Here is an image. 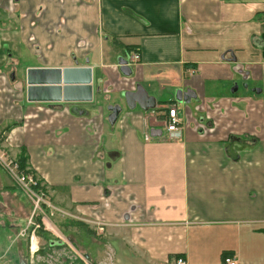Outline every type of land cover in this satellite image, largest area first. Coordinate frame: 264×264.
I'll return each mask as SVG.
<instances>
[{
	"label": "crops",
	"instance_id": "0c3cea01",
	"mask_svg": "<svg viewBox=\"0 0 264 264\" xmlns=\"http://www.w3.org/2000/svg\"><path fill=\"white\" fill-rule=\"evenodd\" d=\"M75 66L90 102L27 99L28 70ZM137 88L152 108L125 106ZM167 107L176 138L146 142ZM0 134L53 210L127 260L264 264V0H0ZM25 197L0 181L13 220Z\"/></svg>",
	"mask_w": 264,
	"mask_h": 264
},
{
	"label": "rangeland",
	"instance_id": "374dc122",
	"mask_svg": "<svg viewBox=\"0 0 264 264\" xmlns=\"http://www.w3.org/2000/svg\"><path fill=\"white\" fill-rule=\"evenodd\" d=\"M2 142L0 134V154L5 153L7 158L17 160L15 154H11ZM0 181L2 185H7L9 182L13 184L1 167ZM36 190L43 193L40 188ZM26 198L30 208H28V218L24 221L13 220L15 215L12 212L0 208V264H20V262L24 264H97L98 262L103 264H142L124 258V256L127 257V254L117 252L112 242L102 241L103 234L98 231L96 226L83 224L82 227L79 225L81 222L65 216L55 209H45L44 205L41 210L47 219L44 216L43 225L41 222L35 229L29 221L36 224L39 213L36 212L32 215L31 199ZM46 202L49 204L48 201ZM15 225L19 227L16 228ZM33 230L38 252L33 259H30L29 238ZM56 240L60 243H55ZM86 254L89 260L84 257Z\"/></svg>",
	"mask_w": 264,
	"mask_h": 264
},
{
	"label": "water",
	"instance_id": "95a60500",
	"mask_svg": "<svg viewBox=\"0 0 264 264\" xmlns=\"http://www.w3.org/2000/svg\"><path fill=\"white\" fill-rule=\"evenodd\" d=\"M120 73L124 77L131 75V69L127 61H118ZM27 99L32 102H64V103H87L92 100V72L88 67H69L64 69H40L28 70L25 77ZM176 100L181 101L178 92ZM123 101L129 110L138 106L146 110L154 106L153 99H149L146 93L137 88L134 92L123 94ZM107 122L114 126L121 112L119 105L109 106ZM151 137L161 136V132L151 133ZM89 260L88 255H84ZM20 264H24L20 262Z\"/></svg>",
	"mask_w": 264,
	"mask_h": 264
},
{
	"label": "built area",
	"instance_id": "2783aa9c",
	"mask_svg": "<svg viewBox=\"0 0 264 264\" xmlns=\"http://www.w3.org/2000/svg\"><path fill=\"white\" fill-rule=\"evenodd\" d=\"M137 54L131 56V60L133 62H136L138 60ZM161 118L163 120V126H164V132L161 133V136L159 137H151L149 134L144 135V140L146 142L149 141H158V140H167L171 141L176 138V135L179 132L180 128V120L177 114V110L175 107H167L164 111L161 112ZM165 133V134H164ZM0 167L3 169V171L8 175V177L12 180L13 185L19 189L21 193H23L26 197H29L31 199L32 203V215L38 212V216L40 219V223L44 221V216L46 215L41 210L43 205L46 208H51L50 204H48L45 201V195L43 193H40L36 190L37 187V180L34 178L32 174L27 172V170L23 171L19 167V163L17 160L9 159L6 157L5 153L0 154ZM45 212V211H44ZM42 218H41V217ZM52 216V213H51ZM32 217V216H31ZM30 217V219H31ZM47 219V217H46ZM29 223L34 227L35 229L38 228L37 223ZM98 231L101 232L100 226L95 224ZM58 241V240H56ZM60 243V242H58ZM29 258L33 259V257L38 252L37 242L35 238V232L33 230L32 234L29 238ZM172 264H187L186 260L183 257H177L174 259ZM223 264H236L232 258H224Z\"/></svg>",
	"mask_w": 264,
	"mask_h": 264
},
{
	"label": "trees",
	"instance_id": "16d2710c",
	"mask_svg": "<svg viewBox=\"0 0 264 264\" xmlns=\"http://www.w3.org/2000/svg\"><path fill=\"white\" fill-rule=\"evenodd\" d=\"M17 161H18V163H19V167H20V169L21 170H23V171H25V170H27V172H29V173H32L30 170H28V168H27V158H26V156L24 155V153L22 152L21 154H20V156H18V158H17ZM33 174V173H32ZM34 176V175H33ZM35 177V176H34ZM36 179V178H35ZM41 189L40 191H42V188H41V185H40V183L37 181V187H36V189ZM36 222H37V224H39L40 223V219L39 218H36ZM78 224V223H77ZM79 225H82V227H83V223H80ZM177 258V257H176Z\"/></svg>",
	"mask_w": 264,
	"mask_h": 264
},
{
	"label": "flooded vegetation",
	"instance_id": "af4514ba",
	"mask_svg": "<svg viewBox=\"0 0 264 264\" xmlns=\"http://www.w3.org/2000/svg\"><path fill=\"white\" fill-rule=\"evenodd\" d=\"M59 241H56L55 243H58Z\"/></svg>",
	"mask_w": 264,
	"mask_h": 264
}]
</instances>
